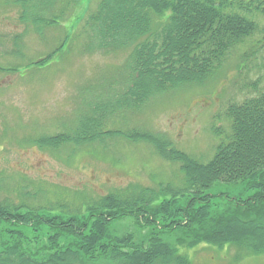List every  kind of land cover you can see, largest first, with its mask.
I'll list each match as a JSON object with an SVG mask.
<instances>
[{
    "label": "trees",
    "instance_id": "1",
    "mask_svg": "<svg viewBox=\"0 0 264 264\" xmlns=\"http://www.w3.org/2000/svg\"><path fill=\"white\" fill-rule=\"evenodd\" d=\"M16 2L25 8L24 0ZM56 4L42 2L40 9ZM258 18L264 19V0H97L69 37L84 39L89 51L130 49L121 92L113 102H95L71 136L37 143L56 148L117 136L145 141L163 158L181 164L183 185L158 194L146 188L126 196L108 194L74 209L66 219L52 207L0 204V223L29 231L0 230V264H188L164 239L177 231L186 248L233 245L250 255L264 254V90L228 106L230 134L205 164L167 148L160 136L102 130L104 119L119 108L137 109L175 88L206 82L257 31ZM21 19L29 20L25 13ZM30 22L40 33L53 23L39 17ZM62 49L61 44L46 60ZM215 184H244L254 192L243 200H226L228 206L215 210L208 193ZM123 218L147 230L114 233L113 226Z\"/></svg>",
    "mask_w": 264,
    "mask_h": 264
},
{
    "label": "rangeland",
    "instance_id": "2",
    "mask_svg": "<svg viewBox=\"0 0 264 264\" xmlns=\"http://www.w3.org/2000/svg\"><path fill=\"white\" fill-rule=\"evenodd\" d=\"M24 1L25 8L16 0H0V204L52 207L66 219L74 209L108 194L126 196L143 188L158 194L181 187V164L163 158L145 141L117 136L102 143H64L56 148L37 143L71 136L95 102L116 100L130 49L89 51L84 39L69 37L97 0L75 4L56 0L48 10L40 7L50 0ZM23 13L29 20L21 19ZM34 17L53 23L36 32L30 22ZM61 44L63 49L46 60ZM262 90L264 19L258 18L257 31L234 48L206 82L175 88L137 109L119 108L104 119L102 130L160 136L167 148L205 164L230 134L228 106ZM253 192L244 184H215L208 191L214 196L210 205L215 210L228 206L226 200H243ZM112 229L117 234L147 230H139L129 218ZM0 230L29 232L3 222ZM177 232L164 239L188 258V264H264V254L250 255L233 245L186 248L180 244L181 231Z\"/></svg>",
    "mask_w": 264,
    "mask_h": 264
}]
</instances>
